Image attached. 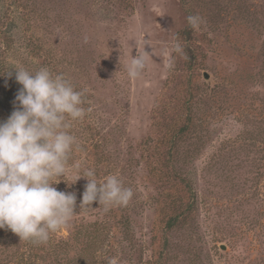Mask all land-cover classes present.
I'll list each match as a JSON object with an SVG mask.
<instances>
[{"label": "rangeland", "instance_id": "rangeland-1", "mask_svg": "<svg viewBox=\"0 0 264 264\" xmlns=\"http://www.w3.org/2000/svg\"><path fill=\"white\" fill-rule=\"evenodd\" d=\"M0 28L14 38L0 40V121L22 87L14 67L65 76L87 110L68 120L76 143L53 185L75 193L73 217L35 248L13 236L0 264L41 262L35 249L78 231L87 264H264V0H0ZM138 53L146 69L129 78ZM89 169L117 176L129 204L80 206L88 181L72 182Z\"/></svg>", "mask_w": 264, "mask_h": 264}, {"label": "clouds", "instance_id": "clouds-1", "mask_svg": "<svg viewBox=\"0 0 264 264\" xmlns=\"http://www.w3.org/2000/svg\"><path fill=\"white\" fill-rule=\"evenodd\" d=\"M187 20L194 30L202 23L198 15H190ZM175 51L182 53L179 43ZM147 63L144 53L135 54L127 67L128 77L140 76ZM14 68L15 79L22 87L13 102L14 110L0 121V229H9L20 240L41 245L65 227L75 213V193L57 190L53 185L67 173L76 143L68 131V120H83L86 116L82 106L85 93L76 90L65 76H53L45 67L35 72ZM94 176L93 170H85L72 182L81 177L88 181L80 206L98 201L108 211L129 204L133 192L117 176L110 175L103 183Z\"/></svg>", "mask_w": 264, "mask_h": 264}, {"label": "trees", "instance_id": "trees-1", "mask_svg": "<svg viewBox=\"0 0 264 264\" xmlns=\"http://www.w3.org/2000/svg\"><path fill=\"white\" fill-rule=\"evenodd\" d=\"M191 31V28L189 26L185 27L180 33L182 35H186V34H189ZM13 36L10 34L9 31L7 30H3V28H0V40L2 41L3 45H4V51L6 52L9 47L11 46L12 42H13ZM3 65L0 67V69H2ZM3 75L2 76H6V73H2ZM7 77V76H6ZM194 76H190L189 77V81L192 82ZM12 81V79H11ZM14 83V82H12ZM188 96L190 95V98L192 97V93L189 92L187 93ZM189 127V126H188ZM187 127V125H184V126H181L179 129L176 130L175 134H174V137L173 136L170 138L173 143L176 144V142H178L179 140L182 139V137H184L187 129H189ZM172 133L170 132V135ZM175 141V142H174ZM156 168V171L159 173L160 172V169L155 166ZM174 175H177L176 174V170H174ZM164 173V172H163ZM178 177V175H177ZM180 178V176L178 177ZM184 213V210L183 212H180L175 214V215H172L170 216L167 221H166V225H168V227H171L179 217H181L180 215H182ZM10 233L9 235H3L2 231H0V259L2 257V254H4L2 251H6V248L8 247V244L7 242H9L11 240V238L13 236H17L19 237L18 235L14 234L11 230H10ZM84 237H88V235H86L85 233L83 232H76L74 235H72V240L74 243L76 244H71V242H60L59 244H57L54 248H53V252L54 254L53 255H44V256H39L38 254V250L35 249L34 251V254H33V257H40L42 258L41 259V262H34V263H31V264H87V258H86V250H87V245H85L84 243ZM28 244L30 246H33V248L35 247H38V246H41V245H44V244H41V245H34L30 242H28ZM46 259H50V261H46Z\"/></svg>", "mask_w": 264, "mask_h": 264}, {"label": "water", "instance_id": "water-1", "mask_svg": "<svg viewBox=\"0 0 264 264\" xmlns=\"http://www.w3.org/2000/svg\"><path fill=\"white\" fill-rule=\"evenodd\" d=\"M204 75H205V77H206V78H209V75H208V73H207V72H205V74H204Z\"/></svg>", "mask_w": 264, "mask_h": 264}]
</instances>
